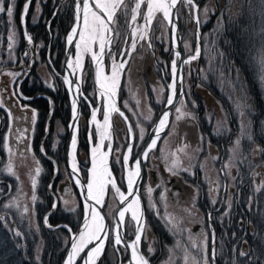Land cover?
<instances>
[{
	"label": "rangeland",
	"instance_id": "1",
	"mask_svg": "<svg viewBox=\"0 0 264 264\" xmlns=\"http://www.w3.org/2000/svg\"><path fill=\"white\" fill-rule=\"evenodd\" d=\"M44 1L46 0H4V3L0 1V10L4 9L5 20H8L12 26L8 34V38H11V41L8 42L5 48L7 62L10 61V63L17 65L19 62L23 63L22 60H24L27 68L31 59L29 58L30 54H32V60L35 63L36 60L33 54H35V45L37 43L40 46V54H42L43 58H40L42 61L39 59V63H41L37 66L36 71L34 70L32 75H30L28 86L32 88L39 87L35 89L36 92L46 96L50 101L49 104L53 106L54 100L50 98L49 92L51 90L55 91L57 82L61 81L64 83L65 81L63 79L65 71L64 57L59 64H56L52 56L49 58L48 53L53 49V37L32 40L29 38L30 35L25 28L27 15L29 14L36 19L41 13ZM75 1L55 0V5H58L56 13L62 9V13L65 15L60 13L57 16L59 21L65 22L71 19L72 23L75 16ZM170 1L172 2V0ZM138 2L139 5L137 4ZM146 8L147 0H123L120 3L112 17L113 38L105 56L108 71L112 69L114 64L124 62L121 71V83L118 86L119 88H117V103L123 113L118 109H114L115 113L111 115L113 122L111 148L107 138L103 142V148L106 150L111 170L107 172L112 174L113 171L122 189L126 188V151L130 150L131 152L129 164L132 165L137 161L139 154L141 155L139 150L145 139L147 141L152 127L159 118L157 117L159 116L158 114H160L169 98L173 95L170 94L168 86L173 80L174 62L177 59L178 65L179 61L173 44L171 26H169L165 16L166 13L161 8L154 13L150 27L145 35L140 34L137 30L145 18ZM15 16L20 20L19 23L24 26L22 27V33L24 43H26L25 47L29 44L30 47L32 46V51L27 49L28 47L23 48L22 52L18 50V24L15 25L13 23ZM196 17L198 23L195 21ZM177 18L184 57L186 59L194 55L195 57L186 63V60L184 61V73H182L184 90L173 107L170 121L172 106L170 112H167L168 116L165 121L168 126H166L167 129L165 128L163 133L165 134L170 127L172 132L174 127L177 131L179 129L177 126L187 116L192 115L198 121L196 118L198 114L195 112L198 110V102L201 103L200 108L203 105L200 91H203L201 90L203 88L206 91L204 85L210 89H222L221 93L225 95V97L223 96L224 99L229 103L234 101V112L232 107H230L233 112V122L230 121V124L234 126L230 127V130H239L237 123L239 111L244 110V107H249L252 111L253 123L255 125L259 123L261 119L258 120V115L264 110V0H180L177 5ZM45 26L50 36V19H45ZM198 29L200 30L199 35ZM108 32L109 29H107V34ZM234 33L237 34V37L234 36ZM66 45L67 42L65 43V48ZM96 45L98 48V43ZM198 50L199 52L196 53ZM233 50L237 52H233L234 54L228 53ZM21 58L23 59L20 61ZM20 73L21 71L5 72L8 75L9 88L13 86V79ZM80 78L85 96L81 100L78 122L77 155L82 171L81 175L85 181H90L88 180V167L92 163L91 145H97L99 137L102 134H106L109 128L107 127V120L105 126H96L91 119L92 109L96 106L99 108L100 120L104 121L107 113L104 107V98L102 97L101 100L94 77L93 60L88 53L86 54ZM76 79H79V76ZM219 84L222 87H217ZM238 84L243 86L239 88L238 93L234 94L232 90L233 88L237 89ZM10 90V95L13 98L17 97L13 87ZM27 90L31 91L30 89ZM67 90V95H69L68 85ZM210 93L212 92L210 91ZM239 93L242 96H238L237 94ZM21 94H23L24 98H22V101L18 99L19 104L16 109L4 97V93L0 92V109L2 110V114L0 113V128L2 127L3 129L0 133V143H2L0 145V218L8 226L10 224L14 228L15 234L21 237L22 233L18 228L20 222L22 220H29L30 223L39 221L36 212L37 206L40 205L44 208L50 204L43 213L44 222L51 224L48 218L49 214L47 215L46 212L52 206L57 207L59 216L64 217L65 221L52 224V226H63L68 230L69 245L71 233H74L75 229L84 221V200L75 177H73L76 183L73 196L64 199L59 204H57L51 193L48 192L50 196V198L47 197L48 199L45 196L46 194L42 193L44 185H48V190L55 189L47 180L48 165H51L52 162L39 152L36 146L37 142H34L36 136L34 131L26 145L18 144L25 127L21 119L27 121L29 117L33 118L35 115V118H37L38 111L37 109L27 111V105L23 102H27V98H30L31 94L29 95L30 97L26 96L22 91ZM246 99H251V101ZM61 109L63 118L57 116L56 119L51 116L52 112L50 111L46 116L50 118V127L47 126V118H44V116H42L43 123H37L36 127L37 132L39 131L45 135L43 140L45 148L42 147L45 151L47 150V153H55L58 145L62 147L61 153L59 151L58 154L60 153L59 160L61 159L62 161L61 165L64 164L63 166L65 167L63 174L65 176L69 172V164L67 167L64 157V145L68 135L72 110L69 96L67 107L63 104ZM2 115L5 116L4 122H2ZM38 116L41 117L40 113ZM205 118H207L206 114ZM199 123L197 122L195 129L198 134L200 126L205 128V131H208L206 125ZM13 126L15 127L14 130H12ZM257 132L258 129L254 128L253 134L256 135ZM163 135H161V138H163ZM130 136L133 137V145L127 147ZM257 137H264L263 133L260 132ZM161 138L159 137V139ZM159 139L155 142V145L156 143L158 145ZM156 146L150 151L146 166L150 165V156L154 152L164 153V151L158 150ZM78 147H80L79 150ZM129 147L130 149H128ZM139 165L140 162L137 163V169L140 168ZM51 167L53 170L54 164ZM148 178L149 176L146 175L139 190L145 217L144 233L140 242L144 253L146 254L147 252L150 256L154 250L152 224L154 223L156 203L155 187L152 186L151 188ZM120 196L121 190L110 184L102 200V208L109 222V239L105 243L102 255L95 261V264H118L119 258L125 259L126 257V250L122 249V244L116 245L113 241L112 231L114 213L118 208ZM41 202L42 205L39 204ZM221 204L225 205V203ZM124 226V234L128 237H133L135 233L134 221L128 217L124 222ZM212 237L214 238V232H212ZM80 240V243L83 244L85 242L84 236ZM212 247L213 245L210 247V255L214 257L216 250L214 251ZM85 252L84 250L79 256L77 264H80ZM168 254H170V257H161ZM158 255L161 257L158 262L162 261V264L166 260V264H185L181 260V255H178V248L175 244L168 247L165 245L158 247ZM210 255L204 249V257L210 258Z\"/></svg>",
	"mask_w": 264,
	"mask_h": 264
},
{
	"label": "flooded vegetation",
	"instance_id": "2",
	"mask_svg": "<svg viewBox=\"0 0 264 264\" xmlns=\"http://www.w3.org/2000/svg\"><path fill=\"white\" fill-rule=\"evenodd\" d=\"M0 1L4 3V0ZM0 14L6 15L4 9L0 10ZM29 17L31 15L28 14L25 20V28L33 37L32 33L39 28L34 26L31 31L29 30L27 24ZM19 21L18 17L15 16V22L19 28L18 50L22 52L23 48L28 47L27 49H30V46L28 44L25 47L26 43H24L22 33L23 25ZM37 24L40 26L42 22ZM50 37L52 38L51 31ZM35 39L38 40L37 37ZM8 40L11 41V38ZM35 46V54L33 55L36 61L34 63L32 54H30L29 58L31 59L27 68L23 58L20 59L23 63L19 62L17 65L10 63V61L0 65V92L4 93V97L16 109L19 104L18 99L22 101L24 98L21 94L23 89H30L32 92L39 88L28 86L30 75L34 70L36 71L37 66L41 63H39V59L43 58L40 54V46L37 43ZM48 53H50L49 58L56 56L52 50ZM40 61L42 60L40 59ZM7 71H21L13 79L14 83L11 86L17 96L14 98L10 95L11 87H8V75L5 74ZM204 86L206 91L204 88L201 89L203 91H200L203 105L200 108L201 103L198 102V110L195 112L198 114V117L196 116L198 121L192 115L187 116L179 123L177 131L174 127L172 132L170 127L165 134L162 132L159 137L164 135L161 139L158 137L160 140L158 145L157 143V146L155 143L151 145L143 158L139 190L146 175L149 176L151 188L152 186L155 187L156 212L152 224L154 250L150 256L145 251L146 255L142 250L141 242L140 250L148 258L150 264H162V261L158 262V260L161 257H170V254L160 257L158 247L164 245L168 247L173 244L177 246L178 255H181V260L185 264H240L239 261L242 257L245 258L244 264H264V137H257L260 132L264 136V110L259 113L258 120H261L255 125L252 120V111L249 107H244V110L239 111V120L237 121L239 130H230V127L234 126L230 124L233 122L234 101L229 103L225 100V95L221 93L222 89H210L206 85ZM237 86V89L233 88L232 90L234 94L238 93L239 88L243 85L238 84ZM217 87L222 86L219 84ZM183 90L182 84L181 91L172 105L169 121L172 118L173 107ZM169 91L171 95L174 92L170 89ZM237 95L242 96L240 93ZM27 99V102H23L27 105L26 110L37 109V118L35 115L33 118L29 117L27 121L21 119L25 127L20 136L19 145H26L33 131L35 137L39 139L43 137V140L45 138L43 133L37 132L36 127L37 123H43L42 115H40L41 117L38 116L39 109L33 103V98ZM246 100L251 101V99ZM52 107L49 105L48 113L52 112ZM230 107H232L233 112ZM0 113L2 114L1 109ZM205 114L207 118H205ZM201 118L202 120H200ZM4 119L5 116L2 115V122ZM197 122L206 125L208 131L199 125L200 132L198 134L195 131ZM47 126L50 127L49 117L47 118ZM254 128L258 129L256 135L253 134ZM14 129L13 126L12 130ZM2 131L1 127L0 133ZM106 135H108L106 138L111 148L112 129L111 136H109L108 129ZM43 140L42 146L45 148ZM144 143L139 150L140 153L143 151ZM132 145L133 137L130 136L127 147ZM155 146L164 153L154 152L150 156V165L146 166L150 151ZM61 148L58 145L55 153L48 152V155L53 156L57 162V165L54 164L53 170L52 163L48 165L49 173L47 175L48 183H51L55 189L48 190V185H45L43 189V194L51 193L55 201L58 200L59 203L66 198H71L74 193V186H76L69 168L68 175L63 176L65 167L64 164L61 165V159L59 160ZM64 157L66 161L65 145ZM139 161L140 154L134 163ZM65 164L67 166V161ZM47 197L50 198L49 195H46ZM221 203H225V205ZM134 227L136 228V226ZM212 232H214V238ZM211 245H213L214 251L216 250L214 257L210 255ZM121 247L126 250L124 246L121 245ZM204 249L207 250L210 258L204 257ZM128 256L126 250L125 259L119 258L118 264L126 263ZM166 261L163 264H166Z\"/></svg>",
	"mask_w": 264,
	"mask_h": 264
},
{
	"label": "bare ground",
	"instance_id": "3",
	"mask_svg": "<svg viewBox=\"0 0 264 264\" xmlns=\"http://www.w3.org/2000/svg\"><path fill=\"white\" fill-rule=\"evenodd\" d=\"M95 5H92L89 0H77L76 10L77 13L80 14L81 22L80 28L78 31V35L75 38L72 53L67 61V72L76 79L78 76V72L82 73L83 64L86 58V54L88 53L91 56L93 63L97 64L96 69V79L98 81V86L101 100L104 98V107L107 113V117L104 121L99 118V108L96 106L92 109L91 119L93 124L96 126H105L107 120V127L111 122L110 112L113 109L112 99L117 96V88L120 84V77L122 67L124 66V62H120L118 64H114L110 71L106 68L105 56L108 52L110 45L106 48L104 55L102 52V47L105 44V40L107 38V30L108 25L106 22L105 15L112 19L115 11L119 7L120 3L123 0H92ZM177 5L180 0H176ZM141 3V2H140ZM139 5V4H138ZM97 6L102 8L105 12H101ZM170 0H147V8L145 18L137 29L140 34H144L147 32L150 27V23L152 21L154 13L161 8L166 13L167 21L170 22L173 31V10L171 7ZM136 16V15H135ZM177 18V15H176ZM112 22V21H111ZM113 25V24H112ZM175 26V25H174ZM137 32V31H136ZM174 36V35H173ZM174 42V37H173ZM98 43V48L97 44ZM75 49V52H74ZM74 52V53H73ZM195 57H189L186 59L185 63ZM177 59L174 62L173 68V81L170 83L169 89L171 91L175 90L178 84V76H177ZM64 79L68 85L71 100L73 103V107L75 108L76 102L82 100V94L78 95L77 90L75 89V84L68 79V76L64 74ZM75 89V90H74ZM81 105V103H80ZM115 107V106H114ZM101 109V108H100ZM80 112V111H79ZM166 112L167 109H164L161 114H159L160 118L154 126L152 127L153 132H155L154 142L157 141L159 137V133L161 126L165 124L166 120ZM109 113V114H108ZM115 113V110L114 112ZM78 130V124H77ZM77 135V132H76ZM75 135V136H76ZM106 134H102L99 137L97 145H91V165L88 167V174L91 184L88 183L87 188H90V194L92 200L96 201V203H100L103 205V199L108 191L109 185L111 184L113 187L119 188L121 190L120 196V206L116 210V220L112 223V231H113V241L118 245L119 243L124 246L129 254L128 260L126 264H150L149 260L140 253L139 250V239H141L143 231H144V222L142 219V209L140 204V197L137 198L135 195L131 194L132 189L138 179L140 177V168L137 169V162L134 164H129L130 161V150L126 151L125 159H126V188L122 189L119 184L116 176L113 171L108 173L106 170L105 160L107 158L106 150L103 148V142L106 139ZM152 144V145H153ZM76 146V147H75ZM130 149V147L128 148ZM68 161L71 168L76 173L78 172L77 185L79 189H83V185L87 183L83 176L81 175L80 162L77 155V144L72 141L71 147L68 152ZM111 171V170H110ZM87 174V175H88ZM82 184V185H81ZM86 193V190H85ZM87 195V193H86ZM84 197V209H85V218L84 225L81 231L73 237L70 251L68 252L65 262L63 264H77V260L82 252L88 251L90 244L95 243L96 251L94 252V258L96 260L101 256L105 243L108 241L109 236V222L107 227H103V219L102 216L95 210L96 205L90 203L85 196ZM130 217L136 226L134 230V236L123 238L120 234V230L124 231V222L126 219ZM107 219V218H106ZM84 236L85 242L83 244L80 243L81 237ZM115 239V240H114ZM87 253V252H85ZM88 257V254L86 255ZM85 257L83 256L80 264H85ZM123 264V263H121Z\"/></svg>",
	"mask_w": 264,
	"mask_h": 264
},
{
	"label": "trees",
	"instance_id": "4",
	"mask_svg": "<svg viewBox=\"0 0 264 264\" xmlns=\"http://www.w3.org/2000/svg\"><path fill=\"white\" fill-rule=\"evenodd\" d=\"M42 5L43 8L41 13L36 17V19L32 16L29 17L27 24L29 25L30 31L34 26L39 28L34 30V33H32V38L34 40H36V37L38 39H46L50 36L45 26V19H50L51 30H49V32L51 31L53 37V49L51 50L53 53H56V56H52V59L56 64H59L64 57V34L70 26L71 19L65 22L57 19V16L62 13V9L59 10L58 13H54L56 7L55 0H46ZM62 15L64 14L62 13ZM5 19L6 16L2 17L0 14V65H4L8 60L5 48L9 41V30L12 28L9 21ZM38 22H42V25L39 26L37 24ZM13 23L16 25L15 20H13ZM236 35L237 34L234 33L235 37H237ZM233 52L237 51L233 50L228 53L234 54ZM23 92L25 94H35L36 90L29 92L27 89H23ZM49 94L50 98L54 100V105L53 107L51 106L52 116L55 118L57 116L63 118L61 106L64 104L67 107L68 105V95L64 83L61 81L57 82L55 91L51 90ZM49 102L48 98L43 95L33 97V103L37 106L40 115L44 116V118H47L46 116L50 105ZM37 138L35 137L36 142ZM46 195H48V192ZM39 204L42 205V202ZM49 206L50 204L44 208L40 205L37 206L36 212L39 221L30 223L29 220H22L20 222L18 228L22 233L21 237L15 234L14 228L10 224L8 226V224L0 218V264H61L68 246L69 234L68 230L63 226H52V224L65 221L64 217L59 216L58 208H55V210L53 209L48 215L49 222L51 224H46L44 222L43 213ZM244 262L245 258L242 257L239 263L244 264Z\"/></svg>",
	"mask_w": 264,
	"mask_h": 264
},
{
	"label": "water",
	"instance_id": "5",
	"mask_svg": "<svg viewBox=\"0 0 264 264\" xmlns=\"http://www.w3.org/2000/svg\"><path fill=\"white\" fill-rule=\"evenodd\" d=\"M91 2L93 3V1L91 0ZM177 1L176 0H172L171 2V7H172V10H173V16H174V19H173V22H174V25H173V37H174V48H175V52H176V55H178L179 57V61H178V65H177V74H178V86H177V89L174 90L173 92V95L169 98L168 102L166 103V108L168 110V112H170V109H171V106L173 105L174 101L177 99L178 95H179V92L181 91V88H182V73H183V65H184V61L186 60V58L184 57L183 55V50H182V46H181V34L179 32V29H178V22H177V18H176V15H177ZM94 4V3H93ZM101 12H104L101 8H98ZM105 15V12L103 13ZM106 20H107V24L110 28V35L108 36V38L106 39L105 41V44L103 45L102 47V52H103V55H104V52H105V49L106 47L109 45L110 43V39H111V34H112V24H111V20L108 16H106ZM195 21L198 23V19L196 17ZM80 22H81V17H80V14H76V17H75V21H74V24L71 28V31H70V37H69V40H68V44H67V49H66V56H65V71L67 72V61H68V58L70 57L71 55V51H72V47L74 45V41H75V38L76 36L78 35V31H79V28H80ZM200 34V30L198 29V35ZM200 48V47H199ZM31 49H32V46H31ZM199 50L196 52L198 53ZM96 69H97V64L94 63V71H95V77H96ZM67 76H68V79L71 80V82H73L75 84V89H78L77 92H78V95L82 94V89H81V85H80V80L79 79H73V77L67 72ZM96 83L97 85L98 84V81L96 79ZM99 87V86H98ZM100 88V87H99ZM74 89V90H75ZM114 102L113 105H116V107L119 109V111L122 112V110L120 109V107L117 106L116 104V101L115 99H113ZM72 101V100H71ZM76 106L75 108L73 107V103L71 105V118H70V122H69V131H68V137H67V141H66V158H67V161H68V152H69V149L71 147V144H72V141L74 140V143L76 142V132H77V124H78V117H79V110H80V101L76 102ZM123 113V112H122ZM166 124H164L163 126H161L160 130H158L157 132L158 133H161L163 131V129L165 128ZM108 133H109V136L111 135V126H109V129H108ZM155 132L151 131L147 141H146V144L143 148V151L140 155V173H141V166H142V162H143V158H144V155L146 154L149 146L152 144V142L154 141L155 139ZM69 163V162H68ZM105 165H106V168H107V171L109 172V163H108V157L106 158L105 160ZM71 167V166H70ZM71 171H72V174L75 176V178L78 177V173H76V170L74 171L72 168H71ZM141 175V174H140ZM91 181H87V183H85L86 186L83 185V189H82V195L85 196V198L92 204L96 205L95 207V210L102 216V218L104 219L105 218V213L103 212V209H102V205L100 203H96V201L92 200V197H91V194H90V188L88 186V183H90ZM139 183H140V177H138L133 189H132V193L133 195H137L138 193V188H139ZM91 184V183H90ZM82 185V184H81ZM85 190H86V193H85ZM142 208V207H141ZM84 220V219H83ZM84 225V222L82 221L79 225V227L76 229V231L74 233L71 234L72 238H71V244H72V240H73V237L78 234L82 227ZM103 227L106 226V220H104L103 222ZM102 230V228H101ZM120 234L123 238H125L124 234H123V231L120 230ZM71 244L64 256V259H63V263L65 262V258L68 254V252L70 251V248H71ZM96 251V245H93L89 248V250L87 251L86 255L88 254V257L85 255V264H93V261H94V252Z\"/></svg>",
	"mask_w": 264,
	"mask_h": 264
}]
</instances>
